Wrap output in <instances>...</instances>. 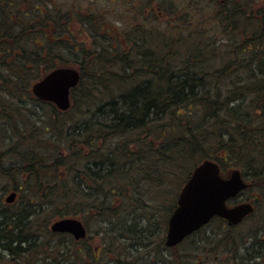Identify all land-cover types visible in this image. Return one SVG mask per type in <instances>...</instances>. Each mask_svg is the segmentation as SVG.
<instances>
[{
  "label": "trees",
  "instance_id": "obj_1",
  "mask_svg": "<svg viewBox=\"0 0 264 264\" xmlns=\"http://www.w3.org/2000/svg\"><path fill=\"white\" fill-rule=\"evenodd\" d=\"M12 1L0 0V48H5L0 64L25 66L1 73L0 93L14 91L17 101L0 96L5 128L0 129V149L7 158L0 176L14 183L25 174L37 182L19 179L18 185L28 189L21 191L17 211L0 206V264H22L29 258L50 264L51 233L44 221L48 215L51 220L76 214H96L92 225L126 242L130 252L157 239L149 263L209 264L214 253H224L214 256L211 260L218 261L212 264H264V200L258 202L263 212L249 217L247 233L218 221V231L202 233L200 241L188 238L191 253L200 245L204 256L186 260L163 243L175 200L164 222L156 221L154 213L142 225L130 218L133 211L151 207L146 195L153 194L154 202L165 194L160 188L172 184L169 175L180 174L178 193L204 159L218 162L222 170L245 168L244 176L264 193V0H183L178 10L165 0H142L136 31L124 29L123 37L114 39L106 38L102 18L75 8L74 20L55 4L51 23L47 7L37 9V22L28 17L14 22ZM64 56L72 58L70 65L81 75L71 108L30 115L34 111L18 97H31V82L49 69L67 66ZM35 64L39 67L31 69ZM30 75V83L18 84ZM80 108L85 110L79 120L67 119L70 110ZM22 121L33 124L36 132L18 148L10 129L21 128ZM4 139L15 143L8 148ZM82 154L89 163L82 162ZM78 162L83 165L79 169ZM44 177H50V188ZM42 233L45 242L38 237ZM92 251L81 249L82 257Z\"/></svg>",
  "mask_w": 264,
  "mask_h": 264
},
{
  "label": "rangeland",
  "instance_id": "obj_2",
  "mask_svg": "<svg viewBox=\"0 0 264 264\" xmlns=\"http://www.w3.org/2000/svg\"><path fill=\"white\" fill-rule=\"evenodd\" d=\"M38 1L43 2L45 6L50 5V0H38ZM51 1L53 2V4L58 5V6L63 8L64 14H66V17H68V15L74 14L75 13L74 9L77 8L78 10L82 11V13L88 14L87 11H90L91 15H94L96 17H100L103 20H105L104 23L107 25V28L105 30H108L106 38H112V39H114L116 37L121 38V37H123V34H125L124 31H128V33L135 32L136 28H138V23H137V25H135V21H136L137 17L139 18V20L141 18V16L139 14L136 17V15H137L136 12L139 13V10H136V8L139 7L140 2L142 0H51ZM165 1L167 2L168 5L172 6L174 9L178 10V9H180V6H181L183 0H165ZM240 1H241V3L247 2V0H240ZM39 5L41 6V3H39ZM153 7H155V6H153ZM71 18L76 20L74 15H72ZM124 23H125V25H124ZM149 24L150 23H148V25ZM159 27H163V26L159 25ZM154 28L156 31L157 27H154ZM124 29H128V30H124ZM76 40H77V38H76ZM63 58L66 59L67 66H71L70 64L73 63L72 58L68 57V56H64ZM38 67H39V65L37 66V68ZM33 77H34V75L27 76L22 81H19L18 84L20 86H23L27 83H30V82H28V80L32 79ZM0 96H12L13 101H15V102L17 101V99L14 97V96H17V94L14 91H10L6 88L3 92L0 93ZM28 106H30V104ZM20 109H22V108H19V110ZM84 110L85 109H82V108L70 110L69 114L71 112H72V114L69 117H67V119L68 118H74L75 120H73V122L79 120L78 116H83ZM38 111L40 113H42V112L43 113H50V108L47 107L45 109H41L40 107H38ZM0 129L3 130L5 128H2V126L0 124ZM42 134L44 135L45 132H42ZM107 142H108L107 144L110 145L109 141H107ZM98 144H101V143L99 142ZM0 153H1V151H0ZM81 156L86 157V160H82V162H88L89 163L87 156H85L84 154H82ZM228 163L231 164V162H228ZM228 163H226L225 165L229 166ZM0 166H1V163H0ZM82 166L83 165H81V163L78 162L75 167L79 169ZM231 166H233V165H231ZM61 167H62V169L64 168L63 166H61ZM238 169L241 170L242 172L246 171L245 168H243V169L238 168ZM227 171H228V169L224 168V172L226 173ZM169 178L173 180L171 182L172 184H169L170 182L167 183V185H169L170 188L167 185L163 188H160V190H166L165 194L162 195L160 199L157 198V200H155L153 202V194H151L149 191H147L150 193V195H146V198L150 202H152L151 207L133 211L132 215H130V218H132V216H134L136 218L135 221L138 222L139 225H142L144 223L143 218L148 216L150 213H154V215H155L154 219L156 221L159 219L161 222L165 221L164 218L167 217V215L169 213L168 208L170 209V207H172L174 204V200L176 201V198H177L176 194H178V193H176L175 188H176V185H178L177 182L180 180L181 176H180V174L175 175V177L173 175H169ZM53 180H55V179H53ZM7 181H8V179L7 180L6 179L0 180V196H1V192L3 191V189L8 187V184H6ZM81 182L86 183L85 180H81ZM251 184H252V182H251ZM241 195L242 196H241V200L239 199L240 200L239 203H242V202L243 203H251L254 206L256 213L261 212V211L263 212V206L259 205L258 202L260 199H261V201L264 200V193L261 192V189L259 188V186H256V185L253 186V184H252V187H250L248 190L244 191ZM19 205H20V201L13 204V206H11V207H6V208L4 207V209H6L10 212L17 211V209L19 208ZM158 209H159V211H158ZM118 214L121 215V216H119V218H123V220H125V217H127L124 212H120ZM117 219H118V217L116 218V220ZM127 219H129V218H127ZM251 221H252V219L248 218L246 221L241 223L237 228H235L234 231L236 233H240V232L241 233H247V231L252 228V222ZM87 224L90 228L89 236L91 238H93L94 236H96L95 231L98 230L99 226H93L91 221ZM146 224H148L147 221H146ZM207 228H208L209 232H211V231L216 232V231H218V229H221V225L219 224L218 221H212L208 225ZM165 230H166V226H165ZM45 231H43V232H45ZM99 231L101 232V239L99 236L96 237L97 240L99 241V247L102 248V246L105 244H106V247L103 248V250H101L100 248L97 250H94V248H92L93 251L91 252V254L89 256H85V258L82 257V255L84 253L81 252V249H83V243L69 244V243H66L65 241H63V239L53 237L50 234V264H91L94 261H95L94 264H118L120 262H130V263L137 264V263H149L148 261H150L153 258L152 254L149 253V251L152 252V248L157 247V245L155 244L157 242V239L155 240L154 238H152V240L150 241V244H148L147 246L142 245L141 249H139V250L134 249L133 252H130L128 249V244L126 242L122 241L121 239L120 240H118L116 238L112 239V237H110V235H105L102 231V227ZM39 235H38V237H41L44 239L43 233L41 236H39ZM201 237H204V234H202L201 236L199 235L198 237H194V239L200 241ZM94 241H95V238L92 239L91 245H93V246L98 245V241L96 243H94ZM44 242H45V239H44ZM151 246H152V248H151ZM199 246L200 245H197V247H198L197 251L194 249V253H191L193 245L191 244V241L186 240L180 246H178L177 251L180 255H182V257H184V260H186L187 258L190 259L192 257H195V258L196 257L197 258L203 257L204 256L203 250L199 251ZM60 248H64V250H65L61 255L56 252V251H59ZM163 254L168 256V257L170 256V253L167 250L164 251ZM96 256H97V261L95 260ZM214 256L221 258V257H225V254L224 253H214ZM214 256L212 255L211 259ZM42 259L43 258H40L37 261H33V260H30V258H29L27 260V262L29 260L33 261V262H30V263L26 262V263H22V264H33V263L34 264L35 263L42 264L41 263ZM211 259H210L209 264H212V263H215L218 261L216 258L214 260H211ZM156 264H158V263H156Z\"/></svg>",
  "mask_w": 264,
  "mask_h": 264
},
{
  "label": "water",
  "instance_id": "obj_3",
  "mask_svg": "<svg viewBox=\"0 0 264 264\" xmlns=\"http://www.w3.org/2000/svg\"><path fill=\"white\" fill-rule=\"evenodd\" d=\"M78 81L79 73L76 70L60 68L35 83L32 91L40 100L50 101L65 111L70 105V89L75 87ZM245 187L239 171L234 170L228 179H223L215 162H201L193 169L179 193L177 207L168 220L165 246H176L185 237L206 225L214 216L227 220L230 225L238 224L252 212L251 205L241 204L228 209L226 201L235 197ZM14 197L15 195L11 194L6 202L11 203ZM51 230L70 233L75 239L85 236L81 223L72 219L55 222Z\"/></svg>",
  "mask_w": 264,
  "mask_h": 264
},
{
  "label": "flooded vegetation",
  "instance_id": "obj_4",
  "mask_svg": "<svg viewBox=\"0 0 264 264\" xmlns=\"http://www.w3.org/2000/svg\"><path fill=\"white\" fill-rule=\"evenodd\" d=\"M12 3L14 4L13 5V8L14 9H13V11L11 13L10 19L12 21H14V22H18V21H21L22 22V20L24 19V17H28L27 19H29L31 21H34V22H37V19H38V16H37L38 15L37 14L38 11H37V9H39V7H42V9H43V7H45V9H46V7L48 8L50 23L52 22V19H53L52 18V15H53L52 9H53V5L54 4H53V2L51 0H50V5H47V6H45L43 2H40L41 3V6H40L38 0H13ZM23 14H25V15H23ZM33 30H34V28L32 27V29H31L30 32L33 33ZM50 31H51V35H52L53 34V29L50 30V24H49V30H48V38H49V40H50ZM22 32H23V30H20L18 32L20 38H22V36H21V33ZM26 35H28V34H26ZM20 38H18V39H20ZM4 49L5 48H0V51L3 53V50ZM24 66L25 65H21V64H15V65H4V64H0V78H1V73L3 74L4 72L14 71V70L21 71V69ZM30 68L31 69L37 68V64L30 66ZM21 76H23V75H21ZM1 83L2 82L0 81V87H2ZM32 83L30 85H32ZM29 87H31V86H29ZM27 92L30 94L31 97L25 98V96H21V97H18V99H19V101L26 102V103L30 104V106H27L26 107V109H31V110L34 111V112L30 113V115H35V116L38 115L39 114L38 113V107H40L41 109H43L44 107L45 108H47V107L48 108H53V110L55 109L57 111L56 107L52 103L40 101L37 97L33 96L32 91H27ZM31 103H34V104L31 105ZM20 125H21V128H19V129H13V128L10 129V131L12 133L14 132L16 134V137L17 138L14 137V139L17 142V147L18 148H20L23 145V143H25V141L27 143H29V141H28L29 140L28 139L29 135L30 136L31 135H34L35 132H36V129L33 128V124H31L30 122L29 123L28 122L25 123L24 121H22L20 123ZM22 128H25V129H22ZM22 131H24V132H22ZM8 134H10V132H5L4 133V135H8ZM1 143L4 144V146H7L9 148L15 142L10 141V140H7V139H4V141L1 142ZM0 151L2 152V156L0 154V163H1V166H2L3 159H7V158L3 155L4 152L1 149H0ZM17 162L18 161H17V157H16L15 158V163H17ZM1 166H0V168H1ZM229 171L230 170H228L226 172V175H228ZM241 175H242L243 179L246 182L249 181L248 177L244 176V174H242V173H241ZM21 178H24V180H23L24 182H27V181L28 182H37L36 180L29 178L25 174L24 175H20V176H16L14 183H12L10 180H8L6 182V184H8V187L5 188V189H3V191L1 192V196H0V206H4L5 208L6 207H11V206H13V204H15L18 201H20V198H22L21 197L22 196L21 194L23 193L21 191L28 189V187H26V186L18 185L19 179H21ZM3 179H6V178H3V177L0 176V180H3ZM42 179H43V182L48 183V188H50V186H49V184H50V177H44ZM250 185H251V183H250ZM11 194H14L15 195L14 202L13 203H7L6 202V199ZM47 199H50V198H47ZM239 199L241 200V196L238 195L236 198L228 201V207H233V206H235L237 204H240L239 203V201H240ZM89 213L91 214L90 211H89ZM89 213H87V214H89ZM94 216H96V214H94V215L91 214L90 217H86L85 215H82V214H76L75 216H73V215L60 216V217H57V218H54V219H51L50 220V217L48 215V218L46 219V221H44L45 227H46L45 230L50 234V231H51L50 230V226L53 223H55V222H57L59 220H63V219L77 220V221H79L81 223L82 227L85 230V236H84V238H82V239H75L70 233H58V232H55L54 233V232L51 231V234L52 235H57V236L59 235V236H61V239H63V241H65L66 243H69V244H72V243H83V248L89 247V248H94V250H97L100 247H99V241L97 240L96 237L99 236L100 239H101V232L99 230L95 231V235L96 236H94L93 238H91L89 236L90 228H89V226L87 224L90 221H92L90 219L91 217H93L94 221L96 220ZM95 223H96V221H95ZM96 226H97V224H96ZM201 233L209 234V231L207 229L203 228V229L199 230L198 232H196L194 234V237H198ZM94 238H95L94 243H96L98 241V245H95V246L91 245V241ZM49 243H50V241H49ZM95 260L97 261V256L95 257ZM94 262H92V264H94ZM137 264H142V263H137ZM149 264H156V263H154V261H152Z\"/></svg>",
  "mask_w": 264,
  "mask_h": 264
},
{
  "label": "bare ground",
  "instance_id": "obj_5",
  "mask_svg": "<svg viewBox=\"0 0 264 264\" xmlns=\"http://www.w3.org/2000/svg\"><path fill=\"white\" fill-rule=\"evenodd\" d=\"M3 264H7V262H3Z\"/></svg>",
  "mask_w": 264,
  "mask_h": 264
}]
</instances>
